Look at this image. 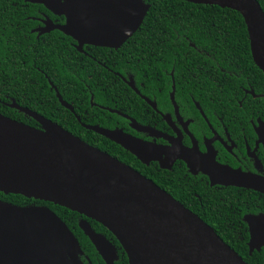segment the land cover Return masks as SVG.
I'll list each match as a JSON object with an SVG mask.
<instances>
[{
  "label": "water",
  "instance_id": "95a60500",
  "mask_svg": "<svg viewBox=\"0 0 264 264\" xmlns=\"http://www.w3.org/2000/svg\"><path fill=\"white\" fill-rule=\"evenodd\" d=\"M181 1L240 13L248 29L254 63L264 73V11L257 0ZM32 2L46 4L66 16L67 25L58 29L80 46L113 49L133 37L150 9L142 0ZM13 107L33 117L43 129L0 114V193L51 203L100 223L121 243L129 264H247L211 226L152 180L50 120ZM87 128L143 164L159 162L163 169H171L179 158L195 174L207 175L212 186L264 195L262 176L223 166L214 158L185 155L192 152L184 149L180 154L176 150L169 153L123 131ZM245 222L250 231V253L261 252L264 215L246 216ZM80 227L99 254L112 264L115 248L107 238L86 222ZM80 254L79 241L52 210L20 208L0 201V264H83Z\"/></svg>",
  "mask_w": 264,
  "mask_h": 264
},
{
  "label": "trees",
  "instance_id": "16d2710c",
  "mask_svg": "<svg viewBox=\"0 0 264 264\" xmlns=\"http://www.w3.org/2000/svg\"><path fill=\"white\" fill-rule=\"evenodd\" d=\"M9 1H19L20 5H13ZM23 1L26 0H0V114L33 128L34 119L6 104L16 103L43 115L85 144L140 171L211 226L247 264H264V249L250 253V231L245 222L246 216L264 215V195L234 188L211 187L200 178L192 177L187 170L180 174L177 169L161 171L157 166L143 171L141 168L145 166L130 152L103 136L84 130L70 112L65 111V116L60 113L64 108L50 87L31 86L30 78L35 72L32 55L44 48V52L37 53L44 58L43 65L47 68L44 74L57 85L58 94L66 103L71 104V101L81 99L83 95H88L89 99V94H83L86 87H83L80 78L94 75V80L99 81L105 76L112 79V74L92 59V64L86 62L83 72L81 66L85 61L81 59L87 60V57L72 49V40L62 32L55 31L45 37L46 45L37 42L35 35L24 37L25 30L18 29L16 25L25 22V12L31 8L38 16L37 11L45 9L32 3V0L27 3ZM142 1L150 9L140 29L119 51L98 53L96 56L100 62L107 61L105 63L109 64L116 58L120 66L131 69L134 81L146 80L151 82L150 85L155 81L156 86L161 88L164 80L168 91L173 75L178 90L182 94L193 93L208 115L231 112L232 103L237 102L235 98L241 92L240 87L264 84V73L254 63L248 29L240 13L181 0ZM257 1L264 11V0ZM63 81L69 84L62 87ZM118 83H121L120 79ZM91 89L96 97L101 95V87ZM164 98L161 95L160 100ZM0 201L20 208L46 207L52 210L66 223L85 253L97 264L96 259L100 258V254L79 225V219L86 217L19 195L0 193ZM88 222L97 234L112 239L118 245L107 228L96 221ZM116 264H128V258L120 253Z\"/></svg>",
  "mask_w": 264,
  "mask_h": 264
},
{
  "label": "flooded vegetation",
  "instance_id": "af4514ba",
  "mask_svg": "<svg viewBox=\"0 0 264 264\" xmlns=\"http://www.w3.org/2000/svg\"><path fill=\"white\" fill-rule=\"evenodd\" d=\"M30 1L26 0L23 3ZM9 3L20 5L19 1H9ZM47 3L52 5V1ZM34 4H39L45 11L38 10L37 12L40 15L37 16L36 11L34 13V10L29 8L25 12L27 16L25 22L16 25V27L25 30L23 32L24 37L35 35L37 42L46 45L45 37L55 31L61 32L58 27L67 25V17L55 13L46 4ZM11 26L15 28L13 24ZM62 34L72 40L70 45L72 49L87 57V60L85 58L81 59L85 61L81 66L83 72H85L86 62L92 64V59L93 62L98 63L103 69L112 74V79L105 76L99 81L94 80V75H89L88 78H80L83 87H86L83 94H89V99H87L88 95H83L81 99L76 98L75 101H71V104L66 103L63 97L58 94V90L55 87L57 85L44 74L47 69L43 65L44 58L37 53L41 54L45 48L43 50H36L35 54L32 55L34 60L33 70L35 72H33L30 78L31 86L50 87V91L56 93L58 101L64 108L63 111H59L64 116L66 114L65 111L70 112L83 129L88 132L95 133L87 127L123 131L125 134L139 140L163 147L169 153L176 150L180 154L183 152L182 149H184L187 152H192L184 153L185 155L195 154V156L201 159L214 158L217 163L223 166L264 177V84L257 83L256 87H240L241 92L235 98L237 102L232 103L233 109L231 112L225 111L222 114L214 112L208 115L201 104L195 100L193 93L187 95L182 94L178 90L173 75H171L172 81L170 91H168L167 87L164 86V80L160 84L161 88L156 86L155 81L152 85H150L151 82L146 80L134 81V73L130 71L131 69L129 70L127 66H120L116 58H113L112 62L106 64L105 62L107 61L102 63L96 56L105 50L119 51L124 45L119 49L93 45L80 46L72 37L65 35L63 32ZM37 63L41 66H38ZM121 71H124L125 74ZM118 79L123 83L122 85L118 83ZM68 84L69 82L63 81L62 87H66ZM93 87L102 88L103 92H100L101 95L99 97H96L94 92H92L91 88ZM165 93L166 97L164 98ZM161 95L164 98L162 101L160 100ZM191 103H193L194 108ZM13 105L17 104H6V106L19 111V113L27 115L14 108ZM31 112L43 117L39 113ZM31 118L34 119L33 117ZM84 121L92 124L88 125ZM34 127L40 130L43 129L42 125L36 120ZM163 158L167 161L166 155ZM143 165L145 166V168H141L143 171H147L153 167L157 168V166L161 171L171 172L177 169L180 174L184 170H187L192 177L200 178L201 181L209 183L211 187L234 188L255 192L236 187L212 186L210 178L207 175L203 172L195 174L188 167V164L179 158L176 159L171 169H163L159 162ZM136 171L142 174L140 171ZM88 220L91 219H79V225L86 222L91 226ZM107 240L115 248V254L111 257L112 264L119 262L120 253L122 257L126 256L128 258L127 253L117 238L118 245L112 239ZM99 256L100 258L96 259L97 264H102L100 261L108 264L103 256ZM79 259L83 264H94L83 249L82 254L79 255Z\"/></svg>",
  "mask_w": 264,
  "mask_h": 264
},
{
  "label": "snow or ice",
  "instance_id": "6c2138e0",
  "mask_svg": "<svg viewBox=\"0 0 264 264\" xmlns=\"http://www.w3.org/2000/svg\"><path fill=\"white\" fill-rule=\"evenodd\" d=\"M258 226V225H257Z\"/></svg>",
  "mask_w": 264,
  "mask_h": 264
}]
</instances>
